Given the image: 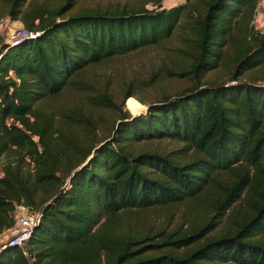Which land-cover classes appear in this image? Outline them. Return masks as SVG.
Here are the masks:
<instances>
[{"label":"trees","instance_id":"16d2710c","mask_svg":"<svg viewBox=\"0 0 264 264\" xmlns=\"http://www.w3.org/2000/svg\"><path fill=\"white\" fill-rule=\"evenodd\" d=\"M25 1L7 0L6 14L36 35L0 46V233L18 205L39 217L27 256L6 245L0 264H264V31L249 24L257 0H146L152 8L67 16L66 2L45 11ZM176 27L190 41L194 83L136 115L117 108L96 143H79L77 129L93 133L79 114L36 105L80 88L74 76L87 65L162 42ZM227 60L226 82L199 83ZM101 99L93 103L112 106ZM151 139L178 142L179 156L125 148ZM176 206L181 218L201 217L184 227L120 225Z\"/></svg>","mask_w":264,"mask_h":264},{"label":"rangeland","instance_id":"374dc122","mask_svg":"<svg viewBox=\"0 0 264 264\" xmlns=\"http://www.w3.org/2000/svg\"><path fill=\"white\" fill-rule=\"evenodd\" d=\"M192 1L161 0L160 6L167 8ZM65 2L67 5L63 16L81 11H114L141 5L147 9L152 8L149 3H145L146 0H26L23 7L28 3L35 8L51 11ZM6 10L7 0H0V46L7 44L13 30L23 28L19 20H12L6 14ZM263 18L264 0H257L249 24L262 32ZM181 36V30L176 27L171 36L162 42L89 64L74 76V80L80 82V88L67 85L56 95L46 97L36 105L56 116L60 112L79 114L88 122L93 133L85 135L81 129H77L78 141L83 147L94 144L110 132L117 118V108L131 115L138 114L144 111L147 103L164 96H174L194 83L189 73H186L190 63V41H183ZM230 62H219L214 69L202 75L199 83L226 82L231 71ZM248 77L250 71L244 72L240 79ZM126 93L132 95L125 97ZM101 98L108 99L112 106L104 107L102 103H93V100H102ZM128 98L131 99L126 102ZM125 148L132 153L157 151L171 152L173 156H179L176 151L180 144L169 139H151L133 143ZM181 209V206H176L168 211L160 209L155 212L132 213L128 220L120 222V225L126 223L132 230H149L162 226L177 227L184 220V227L190 220H198L201 217L199 211H194L188 219L181 218ZM26 210L35 212L27 208Z\"/></svg>","mask_w":264,"mask_h":264},{"label":"built area","instance_id":"2783aa9c","mask_svg":"<svg viewBox=\"0 0 264 264\" xmlns=\"http://www.w3.org/2000/svg\"><path fill=\"white\" fill-rule=\"evenodd\" d=\"M264 20V18H263ZM36 32L24 28H16L11 32L7 43L10 46L16 45L24 38H32ZM39 212H27L26 208L18 205L14 209L12 225L0 233V249L4 246H17L24 256L27 252L24 243L30 233V230L38 220Z\"/></svg>","mask_w":264,"mask_h":264},{"label":"bare ground","instance_id":"6f19581e","mask_svg":"<svg viewBox=\"0 0 264 264\" xmlns=\"http://www.w3.org/2000/svg\"><path fill=\"white\" fill-rule=\"evenodd\" d=\"M136 108L138 107V106H135ZM134 115H136V114H134Z\"/></svg>","mask_w":264,"mask_h":264}]
</instances>
